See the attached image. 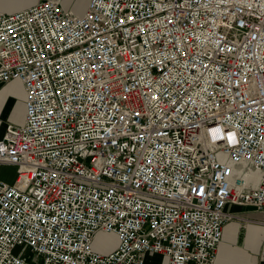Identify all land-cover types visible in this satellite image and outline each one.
<instances>
[{
    "label": "built area",
    "instance_id": "obj_1",
    "mask_svg": "<svg viewBox=\"0 0 264 264\" xmlns=\"http://www.w3.org/2000/svg\"><path fill=\"white\" fill-rule=\"evenodd\" d=\"M14 81L26 113L0 137V264H215L228 204L264 225V0L0 12V86Z\"/></svg>",
    "mask_w": 264,
    "mask_h": 264
},
{
    "label": "crops",
    "instance_id": "obj_2",
    "mask_svg": "<svg viewBox=\"0 0 264 264\" xmlns=\"http://www.w3.org/2000/svg\"><path fill=\"white\" fill-rule=\"evenodd\" d=\"M45 0H0V12L13 14L30 9ZM61 6L82 15L90 0H59ZM0 123V137L5 126ZM226 212L233 216L223 228V237L215 264H264L263 214L254 207L228 204ZM167 258L149 254L145 264H167Z\"/></svg>",
    "mask_w": 264,
    "mask_h": 264
},
{
    "label": "rangeland",
    "instance_id": "obj_3",
    "mask_svg": "<svg viewBox=\"0 0 264 264\" xmlns=\"http://www.w3.org/2000/svg\"><path fill=\"white\" fill-rule=\"evenodd\" d=\"M25 113L26 107L24 101V88L22 83L14 81L8 84L1 85L0 123H4L6 121V123H12L18 126L22 125V123L24 122ZM4 128L2 130V133L4 131ZM15 177V167L9 166L2 169V178L7 182H13L15 180ZM117 246L118 238L114 234L99 233L93 243L94 250L101 254H109L113 252L117 248Z\"/></svg>",
    "mask_w": 264,
    "mask_h": 264
},
{
    "label": "bare ground",
    "instance_id": "obj_4",
    "mask_svg": "<svg viewBox=\"0 0 264 264\" xmlns=\"http://www.w3.org/2000/svg\"><path fill=\"white\" fill-rule=\"evenodd\" d=\"M12 101H13V99H12ZM12 101H11V102H12ZM8 108H9V107H8ZM8 108H7V109H8ZM16 111H17V110H16ZM18 112H19V111H18ZM22 113H23V112H22ZM21 117H22V116H21ZM18 118H19V117H18ZM20 124H21V123H20Z\"/></svg>",
    "mask_w": 264,
    "mask_h": 264
}]
</instances>
